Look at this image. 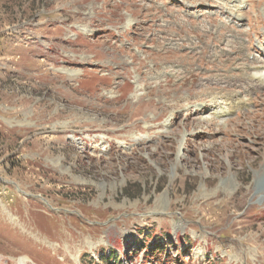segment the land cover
<instances>
[{
	"label": "rangeland",
	"instance_id": "rangeland-1",
	"mask_svg": "<svg viewBox=\"0 0 264 264\" xmlns=\"http://www.w3.org/2000/svg\"><path fill=\"white\" fill-rule=\"evenodd\" d=\"M261 48L264 0H0V264H264V89L214 114Z\"/></svg>",
	"mask_w": 264,
	"mask_h": 264
},
{
	"label": "bare ground",
	"instance_id": "bare-ground-1",
	"mask_svg": "<svg viewBox=\"0 0 264 264\" xmlns=\"http://www.w3.org/2000/svg\"><path fill=\"white\" fill-rule=\"evenodd\" d=\"M260 55L261 57H264V49L262 48L260 49ZM244 70L247 73L245 79L247 88H244V91L242 93L238 92L234 95H231L230 97L225 99L223 103L220 102L219 105L215 104L216 108H219L216 112H214L217 118H222L223 116H226L227 113H232L234 109H243L244 107L248 106V104H253V92L257 94V90H259L260 88L264 89V65L260 67L256 65H249L246 66ZM78 74V71H72L70 75L77 76ZM242 94H245L246 97L244 98V96H241ZM214 100L218 102V99ZM222 105H225L226 108L222 107Z\"/></svg>",
	"mask_w": 264,
	"mask_h": 264
},
{
	"label": "trees",
	"instance_id": "trees-1",
	"mask_svg": "<svg viewBox=\"0 0 264 264\" xmlns=\"http://www.w3.org/2000/svg\"><path fill=\"white\" fill-rule=\"evenodd\" d=\"M152 248L153 249H151V246H149L150 251L148 252V255H151L152 256L155 253H159L165 247H163V244H161L159 241H153ZM105 261H106L105 259L102 260V262H105Z\"/></svg>",
	"mask_w": 264,
	"mask_h": 264
}]
</instances>
